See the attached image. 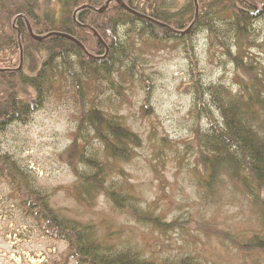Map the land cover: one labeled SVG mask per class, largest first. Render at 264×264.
<instances>
[{
  "label": "trees",
  "instance_id": "obj_1",
  "mask_svg": "<svg viewBox=\"0 0 264 264\" xmlns=\"http://www.w3.org/2000/svg\"><path fill=\"white\" fill-rule=\"evenodd\" d=\"M105 2L0 0V132L12 122L28 121L29 115L43 106L57 79L71 77L76 87L78 118L73 139L61 157L75 175L76 197L88 203L102 193L114 208L160 229H172L176 221L165 222L143 212L134 205L133 197L129 199L123 186L110 177L112 163L129 161L141 139L120 115L93 103L95 99L89 97L86 82L102 78L114 86L116 72L123 82L117 83L121 89L132 83L138 71L135 62L127 70L115 64L117 55H125L133 44L130 40L138 35L179 41L186 57L194 63L193 34L206 30L234 64L239 87L233 91L224 83L204 84L193 66L190 70L194 109L203 112L209 123L206 130L197 126L190 139L195 165L201 172L197 184L210 195L227 180L247 199L259 215L261 227L238 246L243 251L258 252L264 260V67L246 62L252 58L249 49L257 44L254 23L264 19V0H183L176 5L167 0H118L111 1L102 12L94 10ZM81 5L84 8L76 12L75 22L72 16ZM193 20L188 33L172 31L186 29ZM88 26L108 46L104 57V45ZM29 29L43 38L34 39ZM50 32L75 37L90 55L70 38ZM143 107L145 114H153L148 104ZM156 130L153 127V134ZM155 137L160 145L168 140L162 134ZM160 149L156 152L161 153ZM30 178L16 159L0 151V180L12 188L22 209L44 235L66 243V257L75 264H211L191 255L172 262L159 261L130 247H118L111 240L112 233L101 234L93 223L61 215L51 204V191L37 189Z\"/></svg>",
  "mask_w": 264,
  "mask_h": 264
},
{
  "label": "rangeland",
  "instance_id": "obj_2",
  "mask_svg": "<svg viewBox=\"0 0 264 264\" xmlns=\"http://www.w3.org/2000/svg\"><path fill=\"white\" fill-rule=\"evenodd\" d=\"M181 1L167 0L170 5ZM253 33L257 44L249 49L252 58L246 62L264 67V19L254 23ZM131 40L127 53L117 55L115 66L127 70L134 61L138 71L133 82L121 89L117 83L123 82L114 72V86L94 78L86 82L87 93L98 107L120 115L141 139L129 161L112 163L110 177L140 210L165 222L176 221L172 229H160L114 208L102 193L88 203L76 197L75 175L61 157L73 139L78 118L71 77L57 79L43 106L28 121L12 122L0 132V151L19 162L37 189L51 191V204L61 215L93 223L101 234L112 233L111 240L118 247H130L159 261L191 255L211 264H264L258 252L238 246L260 231L259 215L227 180L218 184L214 194L199 189L201 172L190 140L197 126L209 127L203 112L194 109L189 87L192 66L204 84L224 83L236 91L234 64L203 29L193 34L194 63L179 41H159L147 35ZM144 104L150 106L152 115L144 113ZM213 114L217 117L215 108ZM157 134L167 142L160 145ZM66 248L65 242L40 231L12 188L0 180V264H75L67 259Z\"/></svg>",
  "mask_w": 264,
  "mask_h": 264
},
{
  "label": "water",
  "instance_id": "obj_3",
  "mask_svg": "<svg viewBox=\"0 0 264 264\" xmlns=\"http://www.w3.org/2000/svg\"><path fill=\"white\" fill-rule=\"evenodd\" d=\"M111 1H118V0H106V2H105L100 8H97V9L94 8V10H95L96 12H102V11H104V10L106 9V7L108 6V4H109ZM122 6H123V8H126V9H127V5H126V4L123 3ZM82 8H84V5H81V6H79L78 8L75 9L74 14H73V16H72L73 21L77 22V21H76V12L79 11V9H82ZM195 8H196V10H197V2H195ZM137 14H138V16L140 15V16H142V17H144V18H150V20H151L152 22L156 23V24H159V25H162V26H166L165 23H162V22H160V21H158V20H155V19H153V18H151V17H148V16L145 15V14H140V13H137ZM194 22H195V20H193V21L188 25V27H187L186 29L182 30V31L177 30V29H172V31H173L174 33H176V34H180V35L186 34V33H188V32L191 30V28H192V26H193L192 24H194ZM13 24H14V23H13ZM88 27H89V28L93 31V33L97 36L98 40H100V42L104 45V47H105V53L102 55V57H104V56L107 54V52H108V46H107L106 43L102 40V38L100 37V35L97 33V31H96L94 28H92V27H90V26H88ZM29 33H30V35H31L34 39H36V40H41V39L43 38L42 35H37V34H35V33L32 31V29H29ZM49 34H50V35H61V36H65V37H67V38H70L73 42H75L76 44H78V45L81 47V49H82L86 54L90 55V54L88 53V51L86 50V48L84 47V45H83L80 41H78L75 37L69 36V35H67V34H65V33H62V32H50ZM19 55L21 56V58H20V64H21V61H22V53H21V51H20V54H19ZM20 64H19V66H20Z\"/></svg>",
  "mask_w": 264,
  "mask_h": 264
}]
</instances>
